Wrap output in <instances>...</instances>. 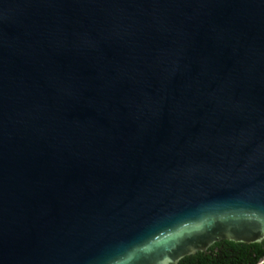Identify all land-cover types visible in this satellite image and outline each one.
Returning <instances> with one entry per match:
<instances>
[{
  "label": "water",
  "instance_id": "water-1",
  "mask_svg": "<svg viewBox=\"0 0 264 264\" xmlns=\"http://www.w3.org/2000/svg\"><path fill=\"white\" fill-rule=\"evenodd\" d=\"M264 0H0V264H257Z\"/></svg>",
  "mask_w": 264,
  "mask_h": 264
},
{
  "label": "built area",
  "instance_id": "built-area-1",
  "mask_svg": "<svg viewBox=\"0 0 264 264\" xmlns=\"http://www.w3.org/2000/svg\"><path fill=\"white\" fill-rule=\"evenodd\" d=\"M257 264H264V257L258 260Z\"/></svg>",
  "mask_w": 264,
  "mask_h": 264
},
{
  "label": "trees",
  "instance_id": "trees-1",
  "mask_svg": "<svg viewBox=\"0 0 264 264\" xmlns=\"http://www.w3.org/2000/svg\"><path fill=\"white\" fill-rule=\"evenodd\" d=\"M262 257H264V255H263ZM262 257H260L259 259H261ZM259 259H258V260H259ZM258 260H257V262H258Z\"/></svg>",
  "mask_w": 264,
  "mask_h": 264
}]
</instances>
